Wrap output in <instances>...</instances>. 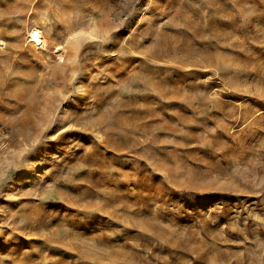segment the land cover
<instances>
[{
	"label": "rangeland",
	"instance_id": "rangeland-1",
	"mask_svg": "<svg viewBox=\"0 0 264 264\" xmlns=\"http://www.w3.org/2000/svg\"><path fill=\"white\" fill-rule=\"evenodd\" d=\"M0 264H264V0H0Z\"/></svg>",
	"mask_w": 264,
	"mask_h": 264
},
{
	"label": "bare ground",
	"instance_id": "bare-ground-1",
	"mask_svg": "<svg viewBox=\"0 0 264 264\" xmlns=\"http://www.w3.org/2000/svg\"><path fill=\"white\" fill-rule=\"evenodd\" d=\"M28 162L29 161L27 162L25 161L17 170V176L19 178L18 181L21 182L22 184H24L27 181V179H30L31 177H33L34 170L35 168L38 167L37 164L35 165L33 164L34 166H32V165H29Z\"/></svg>",
	"mask_w": 264,
	"mask_h": 264
}]
</instances>
